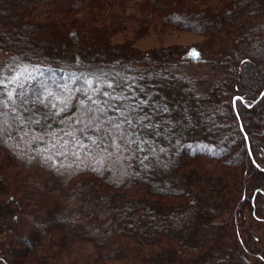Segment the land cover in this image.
<instances>
[{
	"label": "trees",
	"instance_id": "trees-1",
	"mask_svg": "<svg viewBox=\"0 0 264 264\" xmlns=\"http://www.w3.org/2000/svg\"><path fill=\"white\" fill-rule=\"evenodd\" d=\"M117 1L0 0V263L264 264V0ZM153 19L205 39L110 42ZM179 57L221 75L201 91Z\"/></svg>",
	"mask_w": 264,
	"mask_h": 264
},
{
	"label": "rangeland",
	"instance_id": "rangeland-1",
	"mask_svg": "<svg viewBox=\"0 0 264 264\" xmlns=\"http://www.w3.org/2000/svg\"><path fill=\"white\" fill-rule=\"evenodd\" d=\"M193 2V1H192ZM145 0H118L116 4L114 5V11L118 12L121 10L123 13L130 14L134 17V19L141 20L144 18H149L151 15L145 9ZM195 8L200 9L203 8V3L200 1H194L193 2ZM220 2L215 1L214 3H211L210 6L212 7H219ZM148 14V15H147ZM148 21V20H147ZM139 23V22H136ZM150 26L145 29L144 32L139 33L137 36L134 33H129V31L134 30L135 24L133 22H129L126 24L127 32L128 34L124 32H118L110 37V42L112 44H120L123 41L127 40L134 46V48L140 50L141 52H148L153 49L158 48H168L172 46L181 47V46H195L204 41V36L200 33H196L191 30H184V29H176L174 27H167L163 25L160 21L153 19V21H149ZM135 36V37H133ZM203 52L206 53L209 48L201 47ZM213 53L212 50L207 52V55H211ZM8 53L0 51V71L1 67L3 65V62L8 58ZM205 57V56H204ZM206 62V63H205ZM200 61L198 62H190L186 61L182 57L177 58L176 60H171V65L175 66L176 68L180 70H184L185 74L187 76L193 77L197 84V89H200L201 91H205L208 88H210L211 83H213V80H217L218 76L221 75V67L217 65H213V69L210 70V64L207 61ZM255 70L252 71V73L255 71L257 77H264V64L260 62L256 67H254ZM167 69V68H166ZM200 162L197 163L199 166H203V169L206 171V173L210 174H216L218 173V165L215 163H209L204 162L205 160H199ZM200 163V164H199ZM253 231L257 237H259V241L261 239L264 241V222H260L259 224H255L253 226ZM254 246V245H253ZM256 246V245H255ZM259 246H262V244H259ZM141 251V250H140ZM139 251V252H140ZM95 248L89 244H82L80 247V251L76 254H71L70 257L68 256V260H62L59 261L58 264H82L86 259H90L91 256H98L95 252ZM105 252H103L104 254ZM143 254H148L146 249L142 251ZM245 253L244 251L242 252ZM139 255V254H138ZM246 256L245 259L248 261L250 259V254H244ZM99 258V257H98ZM88 259V260H89ZM249 261V262H250ZM62 262V263H61ZM123 261L121 260H102L97 261L96 264H122ZM91 260L90 263L91 264ZM233 263V260L230 258L226 261V264ZM2 264V263H0ZM234 264V263H233ZM235 264H244V263H235Z\"/></svg>",
	"mask_w": 264,
	"mask_h": 264
},
{
	"label": "snow or ice",
	"instance_id": "snow-or-ice-1",
	"mask_svg": "<svg viewBox=\"0 0 264 264\" xmlns=\"http://www.w3.org/2000/svg\"><path fill=\"white\" fill-rule=\"evenodd\" d=\"M194 55H195V53H194Z\"/></svg>",
	"mask_w": 264,
	"mask_h": 264
}]
</instances>
